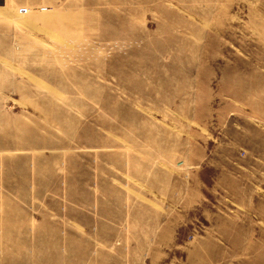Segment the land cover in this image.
Returning a JSON list of instances; mask_svg holds the SVG:
<instances>
[{
	"label": "rangeland",
	"instance_id": "374dc122",
	"mask_svg": "<svg viewBox=\"0 0 264 264\" xmlns=\"http://www.w3.org/2000/svg\"><path fill=\"white\" fill-rule=\"evenodd\" d=\"M28 2L0 8V264H264V179L229 190L264 168V0Z\"/></svg>",
	"mask_w": 264,
	"mask_h": 264
},
{
	"label": "crops",
	"instance_id": "0c3cea01",
	"mask_svg": "<svg viewBox=\"0 0 264 264\" xmlns=\"http://www.w3.org/2000/svg\"><path fill=\"white\" fill-rule=\"evenodd\" d=\"M18 2L24 1L25 4H30L29 0H17ZM7 2H11V0H0V8L1 7H7ZM28 7V6H27ZM256 150L259 151V153L255 154V149L250 150L251 156H264V153L262 154V151H264V141H260L259 148ZM246 153V152H245ZM248 157V154H246ZM232 167H229V190L231 192L232 190V184L234 188V195H238V204H246V198L248 196V191L250 189L256 190V188L261 189L260 183L264 179V168L260 169L256 167H251L250 169L248 167H244V169L240 168H234L233 175H232ZM256 183L259 184L256 185ZM252 184V185H251ZM238 193V194H237ZM243 197V198H242ZM144 251H138L137 253H147V248L143 249ZM115 254H112L111 251L105 252L106 255H102L100 257V264H142L138 262V257L133 256L132 251H126V249H122V251H115ZM138 262V263H135ZM152 264V263H151Z\"/></svg>",
	"mask_w": 264,
	"mask_h": 264
},
{
	"label": "built area",
	"instance_id": "2783aa9c",
	"mask_svg": "<svg viewBox=\"0 0 264 264\" xmlns=\"http://www.w3.org/2000/svg\"><path fill=\"white\" fill-rule=\"evenodd\" d=\"M34 10H37L38 11V9H34V8H25V7H21L20 9H19V12L20 13H23V14H27L28 12L30 13L31 11H34ZM41 11H44V9H41Z\"/></svg>",
	"mask_w": 264,
	"mask_h": 264
}]
</instances>
